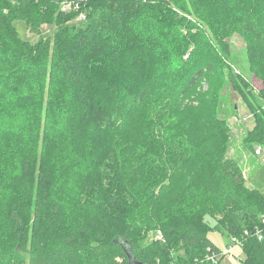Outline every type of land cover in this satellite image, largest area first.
<instances>
[{"label":"trees","instance_id":"trees-1","mask_svg":"<svg viewBox=\"0 0 264 264\" xmlns=\"http://www.w3.org/2000/svg\"><path fill=\"white\" fill-rule=\"evenodd\" d=\"M181 1L186 4L183 10L164 0H0V143L6 133L15 136L4 165V152L0 154V189L8 196V203L0 207V228L6 221L13 234L12 240L0 237V264H223L226 255L209 238L214 230L208 223L172 224L170 217L159 220L162 217L158 209L168 208L183 194L180 185L173 183L158 194L149 186L139 193L130 189L119 193L117 189L123 182L134 181L127 180L125 174L129 178L139 173L142 178L155 174L152 177L157 178L168 177L172 169H198L197 159L192 156L195 146L187 147L190 135L184 128L175 131L180 140L186 139L182 158L178 160L173 155L174 163L167 168H147L135 160L136 171H120V160L110 149L105 179L89 181L91 167L81 161V156L77 159L76 146L86 148L87 130L92 136L100 120L106 127L114 112L124 115L119 121L128 122V127L123 124L126 128L146 125L153 116L170 117L172 121L166 126L175 128L178 121L172 118L173 103L182 102L208 77L217 74L218 62L213 55L218 59L230 57L227 50L215 52L207 41L214 36L219 43L217 37L230 28L226 24L229 17L235 29L239 27L251 35L248 57L252 68L264 70V0L245 4L244 0ZM68 3L77 8L63 11ZM180 11L183 14L178 15ZM80 15L85 16L86 26L63 25ZM18 20L38 34L43 25L55 22L57 31L53 37H40L32 44L19 37L14 27ZM194 21L205 26L198 35L193 30ZM198 39L202 46L197 45ZM206 43L209 59L198 62L197 56ZM185 52L192 55L187 61L181 59ZM120 65H130L125 75L121 74L123 78L145 76L146 83L134 86V94L127 93L124 104H114L110 109L104 104L98 107L105 100L99 95L103 89L111 100L118 96V89L122 95L126 93L129 83L116 77L120 74L115 68ZM98 69L106 73L100 81L95 74ZM53 85L63 100L57 97ZM45 98L51 99L52 106L46 102L48 112L59 115L54 124L65 129L72 142V163L55 168L57 178L52 182L48 179L53 176L48 174L52 167L36 158V147L25 137L27 133L39 137ZM253 103V99L249 100V110L258 126L251 134L264 137V111L259 114ZM34 108L38 117L33 120ZM101 110L107 116L104 120ZM138 141L143 142L141 138ZM135 149L141 155V150ZM2 166L8 171L4 172ZM71 166L75 167L74 175L85 178L76 199L63 192L70 189L66 185ZM208 178L205 193L211 192L226 210L224 228L240 233L235 239L243 254L240 261L264 264V198L249 196L253 192L245 189L238 162L225 159L223 147L218 150ZM15 195L17 199L11 200ZM134 200L143 209L140 222L132 208ZM160 226H168L160 230L163 242L154 240L140 249L138 242L150 231L149 227L162 229ZM169 234L174 235L178 246L170 243Z\"/></svg>","mask_w":264,"mask_h":264},{"label":"rangeland","instance_id":"rangeland-1","mask_svg":"<svg viewBox=\"0 0 264 264\" xmlns=\"http://www.w3.org/2000/svg\"><path fill=\"white\" fill-rule=\"evenodd\" d=\"M140 1L147 3V0ZM185 1L188 2L189 0ZM247 1L252 0H244V4ZM164 3H168L172 7L173 4L182 6V10L186 7V4L181 0H164ZM62 10L64 11L66 8L63 7ZM180 14H183V11H180L178 15ZM189 19L192 20L190 17ZM194 22L193 30L198 35L202 32L201 29H205V26L199 22ZM54 24L55 22L43 25L39 30V34L32 32L22 20L16 21L14 27L22 40L35 44L40 37L47 40L55 35L57 26ZM226 24L230 28L220 37L216 36L219 43L214 41V36L208 38L207 41L214 46L215 52H219L222 49L227 50L230 57L218 59L216 55V57L213 55L214 60L218 62L215 63L218 71L217 74L208 77L207 81L199 89L189 94L182 102L176 101L173 103L172 118L175 119L174 121H178L177 125L175 124V128H167L166 125L171 119L170 117L166 118V116H153L146 125L139 126L140 124H137L136 129L134 126L126 128L129 123L119 121L124 115L121 112H114L106 127L102 123L103 121L100 120V126H97L92 136L89 135L87 130L86 142L88 143L86 144V148L82 149L76 146V150L77 159L81 156V161L84 160L91 167V175L87 179L89 181L96 178L105 179L104 168L108 165L107 152L110 149L115 152L117 159L120 160V171L126 168L136 171L137 165H134L135 160H138L144 166H148L147 168H151L154 165L167 168L168 165L174 163L173 155L178 160L182 158L181 148L186 139L183 137V140H180L175 131L176 128H184L185 132L190 135V140H186L189 141L187 147L190 146V149H192L191 146H195L192 156L197 159L198 169L183 168L173 170L171 167L170 169L174 172L169 171L168 177L165 175V177L159 176L157 178L152 177L155 174L144 178H142L143 174L141 173L130 178L129 175L125 174L127 180L134 179V181L123 182V185H120L122 189L119 188L120 186H117V189L119 193L125 190L128 191L129 189L132 193H139L149 186L150 190L155 188L156 194H158L160 189L163 190L167 188L166 186H172L173 183L180 185L179 191L182 193L184 190L183 194L168 208L162 206L158 209L162 217L159 220L170 217L172 224L173 222L177 224L178 222L188 223L193 221L208 223L210 228L214 230L209 233V238L227 254L223 264H243L242 261H239V258H243L241 247L233 243L234 239L240 237V233H238L239 235L234 234L224 228L225 223H227L226 210L220 207L217 198L211 192L206 194L205 191L208 189V176L214 170L218 150L223 147L224 158L238 162L245 181L244 187L246 190L253 192L249 196L264 198V150L263 152H258L260 146L264 149V137H256V135L251 134V131L258 124L255 115L249 110L251 109L249 100L253 99L255 102L253 104L256 110L259 111V114H262L264 111V70L260 68L254 70L249 61L248 48L251 42V35L243 33L240 30L241 28L238 29L239 27L235 29L232 26L235 23L230 20V17ZM63 25H67L70 28H74V26H86L85 16L81 17L80 15L68 23L63 22ZM200 40L198 39L197 45L200 44L202 46L203 43ZM191 56V52H185L182 54L181 59L187 61ZM202 59H209L208 43H206V48H202L196 60L201 62ZM129 68L130 65L117 66L115 70L120 76H116L114 69H111L118 81L123 80L125 83H129L127 84L128 88L124 95L121 94V89H118V96H114L115 99L112 100L108 98L107 90L100 88L103 90L99 92V95L101 98L105 97V100L98 107L104 104L106 109H110L114 104H124L127 93L131 96L134 94V92H131L134 86L135 88H139L146 83L144 82L146 81L145 76L135 75L133 78L130 77L129 80L123 78L122 76L125 75L124 70ZM139 68H144V66ZM95 74L99 81L103 80L106 76L105 71L102 69H98ZM53 87L57 97L63 100L60 90L54 85ZM46 102L52 106L51 99L45 98L42 107L43 112H41L42 120L39 127V137L37 138L31 133H27L25 137L27 143L36 147V158L41 160L44 166L52 167L48 173L49 175H53L48 176L49 182H52L57 178L55 177L57 176L55 168L62 164L72 163V142L70 134L65 129L54 124L59 115L51 111L48 112ZM8 104L5 102L6 107L9 106ZM35 110L34 108V114L31 117L33 120L38 117L35 114ZM110 112L113 113L111 110ZM99 113L103 120L107 117L103 114L102 110ZM118 121L119 123H117ZM179 122L180 124L183 123L182 127L179 126ZM130 129L134 130L130 131ZM14 138L15 136L11 132L6 133L0 143V154L4 152L2 165L6 161L8 149L14 145ZM139 138L142 139V143H139ZM136 140L138 141L137 146ZM173 140L178 142L177 145H173ZM36 142H38V145H36ZM135 148L141 150V155ZM71 168V173H67L69 185H66V188L69 187L70 189L68 193L64 190L63 192L65 195L76 199L80 193V189L82 188L83 190L82 186L85 178L82 175H74L75 167L71 166ZM7 171L4 170V172ZM205 174L206 176H204ZM172 177H174L173 180L171 179ZM157 182H160V184L156 185ZM17 197V195L11 196V200L13 198L17 199ZM124 197H127V195ZM30 201L29 199L27 204ZM134 202L135 204L132 203V208L135 210L136 221L140 222L143 209L136 206L139 204H136V200ZM5 203H8V196L7 194L4 195L0 189V207L4 206ZM168 226H160L162 229L149 227L150 231L138 242L140 249L148 247L154 240H164L163 237H160V234H162L160 230L168 228ZM169 235L167 237L169 240L171 239L170 243L178 246L177 241L173 238L174 235ZM0 237L5 240L13 239L11 226L6 221H4L3 226L0 228Z\"/></svg>","mask_w":264,"mask_h":264},{"label":"built area","instance_id":"built-area-1","mask_svg":"<svg viewBox=\"0 0 264 264\" xmlns=\"http://www.w3.org/2000/svg\"><path fill=\"white\" fill-rule=\"evenodd\" d=\"M64 7L66 8V11H69V10H72V9H76L77 7L76 6H73L71 3H68V4H65L64 5ZM81 17H84V15H81ZM84 19V18H83ZM263 147L262 146H260L259 148H258V152H263ZM161 236L160 237H162V234H160ZM234 242V244H237V245H239L240 246V244H239V242L237 241V240H233ZM232 243V244H233ZM223 253L226 255V257H227V254H226V252L225 251H223ZM209 259H210V257H209ZM239 261H240V258H239Z\"/></svg>","mask_w":264,"mask_h":264}]
</instances>
